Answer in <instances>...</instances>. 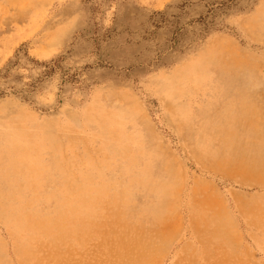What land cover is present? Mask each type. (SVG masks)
<instances>
[{"label":"rangeland","instance_id":"obj_1","mask_svg":"<svg viewBox=\"0 0 264 264\" xmlns=\"http://www.w3.org/2000/svg\"><path fill=\"white\" fill-rule=\"evenodd\" d=\"M0 264H264V0H0Z\"/></svg>","mask_w":264,"mask_h":264},{"label":"bare ground","instance_id":"obj_2","mask_svg":"<svg viewBox=\"0 0 264 264\" xmlns=\"http://www.w3.org/2000/svg\"><path fill=\"white\" fill-rule=\"evenodd\" d=\"M258 107H259V106H258ZM256 109H257V108H256ZM259 109H260V108H259ZM251 110H252V109H251ZM254 112H255V111H254ZM254 112H253V110H252V111H251V114H255ZM257 112H259V111H257ZM257 112H256V113H257ZM255 115H256V114H255ZM256 116H257V115H256ZM254 119H255V117L252 119L253 123H254ZM261 119H262V118H261ZM257 120H258V119H257ZM257 120H256V122H257ZM260 121H261V120H260ZM28 144H29V143H28ZM27 146H28V145H27ZM4 195H5V194H4ZM2 196H3V195H2ZM2 196H1V197H2ZM5 197H6V196H5ZM2 198H3V197H2ZM3 202H4V201H3ZM7 202H8V201H7ZM11 205H12V204H11ZM2 211H3V210H2ZM55 218H56V217H55ZM38 221H39V220H38ZM41 226H42V225H41ZM40 232H41V231H39V233H40ZM41 235H42V234H41Z\"/></svg>","mask_w":264,"mask_h":264}]
</instances>
